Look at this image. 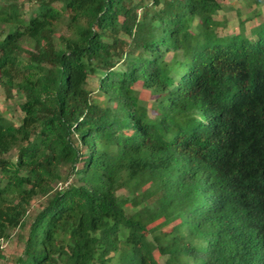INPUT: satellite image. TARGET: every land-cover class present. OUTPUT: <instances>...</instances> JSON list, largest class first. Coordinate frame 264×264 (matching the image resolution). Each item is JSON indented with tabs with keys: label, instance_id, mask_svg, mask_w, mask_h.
<instances>
[{
	"label": "trees",
	"instance_id": "obj_1",
	"mask_svg": "<svg viewBox=\"0 0 264 264\" xmlns=\"http://www.w3.org/2000/svg\"><path fill=\"white\" fill-rule=\"evenodd\" d=\"M220 8L0 0V264H264V25Z\"/></svg>",
	"mask_w": 264,
	"mask_h": 264
},
{
	"label": "rangeland",
	"instance_id": "obj_2",
	"mask_svg": "<svg viewBox=\"0 0 264 264\" xmlns=\"http://www.w3.org/2000/svg\"><path fill=\"white\" fill-rule=\"evenodd\" d=\"M221 8L216 12L215 18L222 22L216 31L218 34L236 33L239 31V27L243 28V33L247 37H252L251 29L262 23L264 25V1L255 3L251 2L247 4V0H219ZM35 6L31 1H25L23 3L24 14L27 15L30 7ZM241 21V23H239ZM2 27L0 25V33ZM88 86L92 89L96 87V80L93 76H88ZM138 84L135 85L138 88ZM141 96L148 101H152L154 96L148 95L144 91L140 92ZM21 99L17 95H13L10 98L4 96L2 88H0V112L17 123L22 113L19 111L18 104ZM152 111H150L151 113ZM124 193V190H121ZM37 202H33L30 207L29 213H32L37 209ZM127 211H130L129 205H125ZM25 233V232H21ZM22 247V242L17 239V230L11 232L10 237L7 240L0 239V263H10L14 256L17 255ZM153 256L158 264H163L165 259L164 255H159L156 251H153Z\"/></svg>",
	"mask_w": 264,
	"mask_h": 264
}]
</instances>
